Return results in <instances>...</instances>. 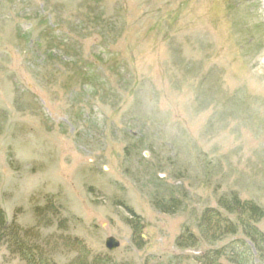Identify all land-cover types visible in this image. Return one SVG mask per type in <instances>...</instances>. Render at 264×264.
I'll use <instances>...</instances> for the list:
<instances>
[{
    "label": "rangeland",
    "instance_id": "obj_1",
    "mask_svg": "<svg viewBox=\"0 0 264 264\" xmlns=\"http://www.w3.org/2000/svg\"><path fill=\"white\" fill-rule=\"evenodd\" d=\"M0 214V264H264V0H0Z\"/></svg>",
    "mask_w": 264,
    "mask_h": 264
},
{
    "label": "trees",
    "instance_id": "obj_2",
    "mask_svg": "<svg viewBox=\"0 0 264 264\" xmlns=\"http://www.w3.org/2000/svg\"><path fill=\"white\" fill-rule=\"evenodd\" d=\"M219 205L221 206V204ZM171 206L175 207L174 204H171ZM221 207L222 208L224 207L225 209L233 213L235 218L232 220L230 216H226L223 214L220 215L217 209L210 208L204 211L203 213L204 215L201 217L199 226L206 229L207 231H210L209 228L216 226L213 231L214 233H218V234L234 232L238 227H242L246 236L248 237V239L251 238V241L254 243V245H259L258 242L263 241V239H261L262 237L260 235V232L257 231L254 227H252L254 226L253 218L256 217L255 216L256 209L254 206L252 205L250 206V204L246 202L240 204V202L231 203L226 200V203H223ZM0 216L2 217V214H0ZM1 220L2 221L0 222V227L3 226L4 228H7V225L5 223L6 221H4V219H1ZM220 227H225V229H221ZM236 241H239L244 244L243 251H237L233 245V242L230 243L228 246H226L227 249L226 247L222 249L228 250V252L229 253L231 252V254H236V255H233L235 257L236 256L242 257L245 251L248 252L247 244L244 240H241V239H238V240L236 239ZM257 248L260 249V247H257ZM214 254L218 255V254H221V252L219 250H216V253ZM204 255L205 253H203V255L196 256V257L197 259L198 258L201 259V258H204Z\"/></svg>",
    "mask_w": 264,
    "mask_h": 264
},
{
    "label": "water",
    "instance_id": "obj_3",
    "mask_svg": "<svg viewBox=\"0 0 264 264\" xmlns=\"http://www.w3.org/2000/svg\"><path fill=\"white\" fill-rule=\"evenodd\" d=\"M106 246L109 249H115L119 246V242L114 237H109L106 240Z\"/></svg>",
    "mask_w": 264,
    "mask_h": 264
}]
</instances>
